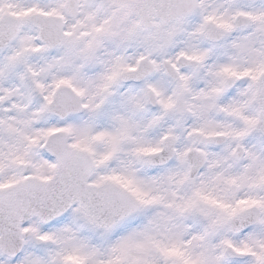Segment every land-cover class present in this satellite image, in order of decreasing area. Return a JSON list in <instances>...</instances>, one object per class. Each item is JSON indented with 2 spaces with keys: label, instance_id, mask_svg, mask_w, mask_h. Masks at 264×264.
Here are the masks:
<instances>
[{
  "label": "snow or ice",
  "instance_id": "obj_1",
  "mask_svg": "<svg viewBox=\"0 0 264 264\" xmlns=\"http://www.w3.org/2000/svg\"><path fill=\"white\" fill-rule=\"evenodd\" d=\"M0 264H264V0H0Z\"/></svg>",
  "mask_w": 264,
  "mask_h": 264
}]
</instances>
